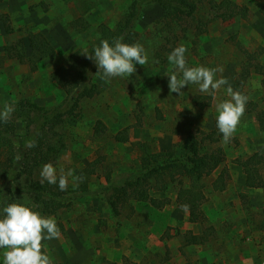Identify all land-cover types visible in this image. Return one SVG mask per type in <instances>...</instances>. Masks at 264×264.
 <instances>
[{"label":"rangeland","instance_id":"obj_1","mask_svg":"<svg viewBox=\"0 0 264 264\" xmlns=\"http://www.w3.org/2000/svg\"><path fill=\"white\" fill-rule=\"evenodd\" d=\"M206 1L197 12V19L207 24L206 31L191 27L184 34L176 29L167 38L161 31L166 25L160 23L166 11L158 2L146 4L136 30L148 62L136 64L132 76L110 80L95 76L102 92L84 100L79 116L64 124L62 133L67 149L52 164L58 175L61 168L65 174L73 170L75 182L69 177L65 206L56 214H44L37 206L34 209L45 217L55 218L60 229L58 239L42 241L54 264H255L264 259V186L249 187L247 175L238 163L256 152L264 155V130L257 114L244 113L230 142L225 144L223 137L216 143L207 140V133L217 127L215 105L230 99L226 91L229 85L234 91L245 93L259 112L264 110L263 76L249 68L239 47L242 44L250 52L262 51L259 62L264 65V0H214V4ZM131 2L0 0V13L10 16L14 29L9 32L0 20V111L5 104L14 108L11 118L20 133L24 126L15 111L18 101L29 98L49 107L60 103L65 94L51 79L50 72L68 64L69 56L77 50L86 51L100 44V26L105 23L114 28ZM236 4L248 7L247 18L225 20L222 13ZM81 16L90 22V28L84 32L70 26L71 21ZM30 31L42 32L58 52L56 58L42 60L34 71L28 63L11 57L5 48L8 42L23 39L30 54ZM181 45L187 49L188 67L222 68L215 78H226L228 84L216 92L215 99L200 92L198 84L190 83L181 90V95L170 92L168 75L175 69L168 56ZM156 53L163 54L164 62L157 60ZM242 70L250 75L244 93L236 82ZM199 95L209 101L202 110L194 102ZM98 121L106 126V131L100 134L95 132ZM126 131L129 141H120L117 136ZM190 131L200 139L207 134L200 144L204 153L220 147L225 155L223 164L203 179L206 199L202 209L207 221L216 227L211 238H204L205 227L199 225L202 223L191 221L189 211L177 204L181 181L190 185L186 168L175 172V180H171L167 190H151L154 198L171 200L163 208L149 201L130 199L115 216L102 193L78 190L80 170L91 162H99L97 175L90 184V191L95 192L111 179L140 169L143 156L149 151H173L175 157L181 156L182 143ZM141 143H146L147 152ZM224 168L228 169L227 186L218 190L213 183ZM6 180L7 175L0 170V188ZM16 203L36 205L33 197L25 193H17ZM184 235L197 238L186 245ZM6 250L0 249V264Z\"/></svg>","mask_w":264,"mask_h":264},{"label":"trees","instance_id":"obj_2","mask_svg":"<svg viewBox=\"0 0 264 264\" xmlns=\"http://www.w3.org/2000/svg\"><path fill=\"white\" fill-rule=\"evenodd\" d=\"M153 2H158L166 11L160 20V23L163 22L166 25H163L165 29L161 28L165 38L170 33L174 34L176 29H180L182 31L180 33L184 34L191 27H196L200 32L206 31V22L197 19L199 18L197 12L203 6L202 4L207 2L206 0H132L127 12L114 28L103 23L99 29L102 39L100 44H94L86 51L77 50L69 56L68 64L59 65L50 72L51 79L65 94L60 103L49 107L38 104L29 98L19 100L15 111L22 119L23 133H20L13 118H10L7 123L0 121V170L7 175L6 183L0 188V215H2L3 207L10 203H16L17 193L31 195L38 210L44 214H56L65 206L64 197L68 193V189L61 191L58 181L57 184H50L46 180L41 183V178L37 174L45 164H52L54 159L67 149V143L62 133L66 121L79 116V108L84 100L93 98L102 92L100 85L94 81V77L102 76V73L97 74L99 69L96 63L86 54L92 55L94 49L100 46L104 40L113 44L115 40L122 37V42L127 44L138 42L140 34L136 30L137 24L143 15L144 6ZM210 2L214 4V0H210ZM226 10L222 13L225 20L237 16L242 18L248 16V7L246 6L241 7L236 4V6H229ZM0 20L4 21L9 32L14 31L8 14L0 13ZM196 21L197 23H195ZM70 26L78 32H84L90 28V22L81 16L71 21ZM28 41L31 48L30 54L27 52V45L23 39L8 42L5 46L6 51L11 57L28 63L33 71L39 68L42 60L57 57L56 48L42 32L30 31ZM239 47L245 53L249 68L263 76L264 84V65L259 62L262 51L260 53L250 52L242 44H239ZM156 58L159 62H164L162 53H156ZM249 80L248 72L242 70L236 80L237 88L240 91L244 90ZM194 102L201 110L209 104V101L203 100L202 95L196 96ZM254 104L248 99L245 113H256L260 127L264 130V110L259 112ZM105 131V124L98 121L95 132L100 134ZM207 134V140L210 143H216L223 137L218 127ZM205 137L200 139L197 133L188 132V136L182 143L184 152L179 157H175L173 151L147 152L146 143H141L143 151L147 152L143 156L141 168L123 174L117 179L110 180L108 178L110 181L95 192L90 191V184L94 180V176L97 175L99 162L93 161L80 170L77 188L87 194L102 193L115 216L120 214L122 205L128 203L130 199L149 201L153 206L163 208L169 205L171 200L154 198L151 190H167L171 180H175V172L186 168L190 185L185 186L181 181L182 186L177 195V204L189 211L191 221L204 223L207 221V217L202 209L206 199L203 179L211 175L225 161L224 151L220 147L212 151H205V153L202 151L204 149L200 144L205 140ZM117 138L120 141H129L128 132L121 133ZM29 141H34L36 146L28 148ZM18 154L22 155V160L19 162L16 160ZM238 163L247 175L246 184L249 187L264 186L263 154L256 152L246 160H238ZM227 171L228 169L224 168L214 181L213 185L216 189L224 190L226 188L225 173ZM214 233L215 228L208 226L202 236L209 239ZM184 236L186 245L193 243L197 238L196 235Z\"/></svg>","mask_w":264,"mask_h":264},{"label":"clouds","instance_id":"obj_3","mask_svg":"<svg viewBox=\"0 0 264 264\" xmlns=\"http://www.w3.org/2000/svg\"><path fill=\"white\" fill-rule=\"evenodd\" d=\"M122 40L121 37L113 44L104 40L94 49L92 55L85 53L96 63L99 69L97 74L102 73V79L132 76L136 72V64L145 65L148 62V55L142 44H127ZM186 51V47L181 45L168 56V61L175 69L168 75L170 92L181 95V90L190 83L198 84L200 92L209 93L215 99L216 92L228 84L226 78H215L218 71L222 72V68L188 67ZM226 91L230 99L215 105L218 112L217 127L225 144L233 137L249 99L241 92L234 91L230 85ZM13 112L14 108L5 104L3 111H0V121L7 123ZM35 146L34 141L27 143L28 148ZM16 160H22V155L18 154ZM40 176L41 183L46 180L50 184H57L58 181L60 190L65 191L69 177H73V170L69 169L65 174L61 168L58 175L53 164L47 163L42 167ZM75 179L73 177L74 182ZM35 208L36 205L20 203H10L3 207L0 215V249H7L3 252V264H54L42 241L58 239L61 235L60 229L55 218L45 217L34 210Z\"/></svg>","mask_w":264,"mask_h":264},{"label":"crops","instance_id":"obj_4","mask_svg":"<svg viewBox=\"0 0 264 264\" xmlns=\"http://www.w3.org/2000/svg\"><path fill=\"white\" fill-rule=\"evenodd\" d=\"M199 225H203L205 228L208 227V226H213L215 228V232H216V227L213 224H210L209 221H206V222H204L202 224H199ZM184 239H185V236H184Z\"/></svg>","mask_w":264,"mask_h":264},{"label":"built area","instance_id":"obj_5","mask_svg":"<svg viewBox=\"0 0 264 264\" xmlns=\"http://www.w3.org/2000/svg\"><path fill=\"white\" fill-rule=\"evenodd\" d=\"M255 264H264V259H262L261 261L255 263Z\"/></svg>","mask_w":264,"mask_h":264}]
</instances>
